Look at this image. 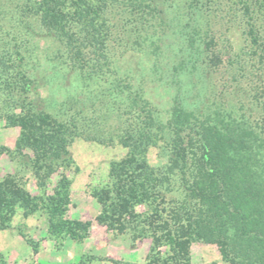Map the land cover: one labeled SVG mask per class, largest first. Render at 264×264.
<instances>
[{
	"label": "trees",
	"instance_id": "16d2710c",
	"mask_svg": "<svg viewBox=\"0 0 264 264\" xmlns=\"http://www.w3.org/2000/svg\"><path fill=\"white\" fill-rule=\"evenodd\" d=\"M128 1L146 7L154 20L155 29L149 36L145 34L141 41L147 45L141 49L152 59V74L173 90V103L163 122L162 117L160 121L156 119L155 107L148 106L149 101L140 94L131 99L134 109L143 108V125L134 127V133L122 142L131 149L125 157L112 161L110 185L93 192L101 208L98 221L123 233L129 228L127 221L139 218L135 206L152 204L151 214L142 220L147 227L134 226L137 236L150 231L148 264H193L191 245L197 241L216 245L229 264H264V126L244 113L226 109L224 103L206 100L210 65L221 63L213 49V39L206 40L207 22L203 23L202 17L207 2ZM241 1L248 14L245 0ZM255 1L264 10V0ZM109 2L37 1L44 25L66 38L79 69L91 68L94 73L105 65H114L110 68L116 69L106 46L109 27L104 13ZM77 23L87 30V36L75 30ZM250 26L252 44L262 49L259 68L263 70L264 40L254 24ZM86 40L97 48L93 51L96 58H88L89 61L84 57ZM208 52L213 55L209 57ZM6 70L10 74L6 85L9 93L16 95L13 94V102L19 110L6 115L7 124L20 129L17 150L32 151L24 156L35 168L38 185L44 192L33 195L19 186L14 177L6 176L0 181V227L10 225L17 207L24 209L25 217L41 210L48 217L51 235L83 240L89 224L68 217L71 179L66 171L73 162L72 125L40 107L41 102L35 103L31 94L37 86L23 71L22 64H8ZM92 72L86 74L91 76ZM260 81L254 88V98L264 111V76ZM126 83L122 76H117L110 84L123 94L132 87ZM168 130L172 161L182 167L186 195L164 216L166 208L154 204L162 198L163 179L148 164L146 153ZM57 172L60 178L53 191L47 192L48 181ZM0 264L6 262L0 260Z\"/></svg>",
	"mask_w": 264,
	"mask_h": 264
},
{
	"label": "rangeland",
	"instance_id": "374dc122",
	"mask_svg": "<svg viewBox=\"0 0 264 264\" xmlns=\"http://www.w3.org/2000/svg\"><path fill=\"white\" fill-rule=\"evenodd\" d=\"M37 1L0 0V181L10 175L33 195L44 192L38 185L35 168L24 156L32 151L17 150L20 129L9 126L6 119L7 114L19 111L13 102L16 95H11L6 85L10 79L6 68L8 64L20 63L23 71L35 80L37 87L31 94L35 103L41 102L40 107L72 125L73 162L66 171L71 179L68 217L87 222L89 230L83 240L57 237L49 233L46 213L40 210L25 217L24 209L17 207L10 225L0 227V260L6 264H148L150 231L137 236L134 226L146 228L142 220L154 206H135L139 218L127 221L129 228L119 233L98 221L101 208L93 192L110 185L112 161L125 157L131 149L122 142L134 133V127L143 125V108L131 106L135 95L140 94L149 101L148 106L155 107L157 120L162 117L164 122L168 118L174 92L152 74V59L141 49L147 45L141 41L145 34L149 36L155 29L154 20L142 5L110 0L104 13L109 27L106 46L116 69L110 68L114 65H105L94 73L91 68H78L66 38L44 25ZM205 2L202 19L208 24L204 26L206 40L213 39V49L221 58L218 65H210L206 100L224 103L226 109L244 113L264 126L262 105L254 98V88L264 76V69L259 68L262 49L253 45L249 36L251 23L264 40V10L255 0H245L248 14L241 0ZM76 25L77 32L88 35L81 23ZM86 45L84 57L89 61L97 48L90 40H86ZM87 71L92 72L91 76ZM117 76L131 84V89L123 94L116 91L110 83ZM170 139L168 130L146 153L148 164L163 179V199L154 204L166 208L164 216L186 195L182 167L172 161ZM59 172L48 181L47 192L55 188ZM191 259L193 264H229L216 245L202 241L191 245Z\"/></svg>",
	"mask_w": 264,
	"mask_h": 264
}]
</instances>
